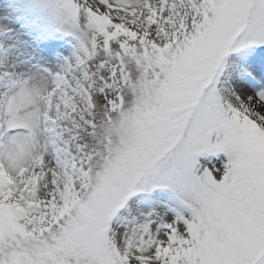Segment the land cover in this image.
<instances>
[{
  "label": "snow or ice",
  "instance_id": "1",
  "mask_svg": "<svg viewBox=\"0 0 264 264\" xmlns=\"http://www.w3.org/2000/svg\"><path fill=\"white\" fill-rule=\"evenodd\" d=\"M0 264H264V0H0Z\"/></svg>",
  "mask_w": 264,
  "mask_h": 264
}]
</instances>
